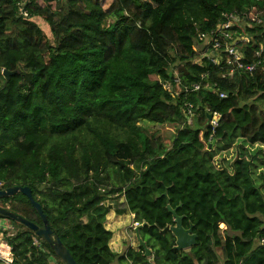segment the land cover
<instances>
[{"label":"trees","instance_id":"obj_1","mask_svg":"<svg viewBox=\"0 0 264 264\" xmlns=\"http://www.w3.org/2000/svg\"><path fill=\"white\" fill-rule=\"evenodd\" d=\"M20 1L0 0L1 189L29 188L76 264H264L263 74L194 63L197 36L231 14L261 17L231 31L249 39L236 44L245 65L264 55V0H32L28 19ZM119 200L117 215L145 225L149 258L109 249L107 203ZM166 201L196 235L188 251L161 234L174 226ZM0 207L41 227L21 194ZM17 226L12 264H61Z\"/></svg>","mask_w":264,"mask_h":264},{"label":"built area","instance_id":"obj_2","mask_svg":"<svg viewBox=\"0 0 264 264\" xmlns=\"http://www.w3.org/2000/svg\"><path fill=\"white\" fill-rule=\"evenodd\" d=\"M32 0H21L17 6V15L22 19H28V12L26 6ZM261 24V17L256 14L251 19L244 16H238L236 14H231L224 16V22L217 25L215 30L207 35H198L197 39L202 44V49L198 54V58L194 60V63L199 64L200 60L207 59L211 65L217 66L221 59H225L224 63L227 66V77L231 78L233 73L236 71L247 72L248 74H253L256 70H260L264 77V55L262 50H258L254 53V62L249 64L243 63V55L236 48L237 43H248L249 39L246 37H235V32L231 31L233 28H242L243 26L250 27L251 24ZM178 83V80H175ZM164 89L168 87L163 86ZM199 85H194L188 91H197ZM223 94H219V98H224ZM189 107V106H188ZM189 113V110H188ZM211 119L208 120V125L214 129L217 127L219 116L215 113L208 114ZM186 124L190 125L191 121L187 114H185ZM2 184L0 183V189ZM2 190V189H1ZM139 224L133 223L132 228L138 227ZM13 227L8 223V220L0 217V264H12L11 250L7 246L5 239L13 235ZM40 240L33 239V245L40 247ZM47 264H57L54 260L48 261Z\"/></svg>","mask_w":264,"mask_h":264},{"label":"water","instance_id":"obj_3","mask_svg":"<svg viewBox=\"0 0 264 264\" xmlns=\"http://www.w3.org/2000/svg\"><path fill=\"white\" fill-rule=\"evenodd\" d=\"M210 119L211 116H208V120ZM16 194H21L22 196L27 198L31 207L35 210L36 214L38 215L41 221V227L1 207H0V217L5 218L11 222H14L24 227L29 232H31L38 240H40L50 249L54 257L61 264H76L70 253L60 242L59 238L53 235V233L51 232L50 227L48 226L47 223L46 216L42 213L40 206L33 201L29 188L12 187L7 189H2L0 190V199H7ZM166 203H167L166 210L168 211L169 214L172 215L174 226L165 228L163 231H161V234H165L167 232L172 234V236L175 239L174 250L178 252L188 251L191 247H193L196 244V235L192 233V226H190L188 229H184L181 224L182 218L178 217L175 214V210L171 209V207L168 204V201H166ZM143 226L145 225L142 224L136 227L133 230V232L137 241L138 248H141L144 252V256L146 258H149L150 251L146 248L145 243L139 237V231Z\"/></svg>","mask_w":264,"mask_h":264},{"label":"crops","instance_id":"obj_4","mask_svg":"<svg viewBox=\"0 0 264 264\" xmlns=\"http://www.w3.org/2000/svg\"><path fill=\"white\" fill-rule=\"evenodd\" d=\"M35 22L41 29L44 31L47 30L46 25L42 21L35 19ZM115 203L120 205L121 200ZM107 206H110L111 209L106 215L104 228L111 233V239L108 244L109 249L117 255L123 254L127 248L138 250L137 241L132 228L134 223L133 215L129 213L117 215L114 205L111 202H108ZM118 209H121V207Z\"/></svg>","mask_w":264,"mask_h":264},{"label":"rangeland","instance_id":"obj_5","mask_svg":"<svg viewBox=\"0 0 264 264\" xmlns=\"http://www.w3.org/2000/svg\"><path fill=\"white\" fill-rule=\"evenodd\" d=\"M143 127L146 129L147 134H149L150 136H157V137L164 138V139L165 138H169L174 133V128L170 127L168 125H148V124H146ZM237 146L238 145H236V147ZM215 160L219 164V159L216 158ZM227 160H231L230 154L227 156ZM263 194H264V192H263ZM112 204L114 205V209H118L119 208V207H115L116 203H112ZM8 223L13 227L12 233H13V236H14V234L16 232L15 228L18 229V226H17L18 224L14 223V222H11L9 220H8ZM50 259H53V257L51 256Z\"/></svg>","mask_w":264,"mask_h":264},{"label":"clouds","instance_id":"obj_6","mask_svg":"<svg viewBox=\"0 0 264 264\" xmlns=\"http://www.w3.org/2000/svg\"><path fill=\"white\" fill-rule=\"evenodd\" d=\"M134 221V220H133ZM135 223V222H134ZM140 226V225H139ZM135 228H133V230H134Z\"/></svg>","mask_w":264,"mask_h":264}]
</instances>
